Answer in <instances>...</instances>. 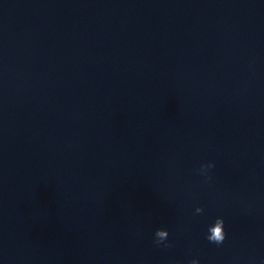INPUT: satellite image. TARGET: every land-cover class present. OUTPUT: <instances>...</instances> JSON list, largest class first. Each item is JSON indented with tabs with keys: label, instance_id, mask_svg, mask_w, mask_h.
Listing matches in <instances>:
<instances>
[{
	"label": "water",
	"instance_id": "95a60500",
	"mask_svg": "<svg viewBox=\"0 0 264 264\" xmlns=\"http://www.w3.org/2000/svg\"><path fill=\"white\" fill-rule=\"evenodd\" d=\"M264 33V0H0V264H95Z\"/></svg>",
	"mask_w": 264,
	"mask_h": 264
},
{
	"label": "clouds",
	"instance_id": "9594fccd",
	"mask_svg": "<svg viewBox=\"0 0 264 264\" xmlns=\"http://www.w3.org/2000/svg\"><path fill=\"white\" fill-rule=\"evenodd\" d=\"M215 166L214 162H210L207 164H203L200 166V169L198 170L202 175L207 176L208 170L213 168ZM209 179L211 177H208ZM202 207H197L196 212L202 213L203 212ZM208 236L207 239L216 244H222L226 239V231H225V220L223 217H218L216 221L209 225L208 227ZM156 241L155 243L158 245L163 244L165 247H170L171 244H164V242L167 240V237L169 236V231L167 228H158L155 232ZM191 264H200V261L198 259H194L191 261Z\"/></svg>",
	"mask_w": 264,
	"mask_h": 264
}]
</instances>
